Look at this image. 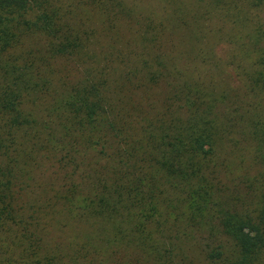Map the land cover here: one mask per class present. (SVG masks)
I'll list each match as a JSON object with an SVG mask.
<instances>
[{
  "label": "trees",
  "instance_id": "1",
  "mask_svg": "<svg viewBox=\"0 0 264 264\" xmlns=\"http://www.w3.org/2000/svg\"><path fill=\"white\" fill-rule=\"evenodd\" d=\"M153 2L0 0V264H264V0Z\"/></svg>",
  "mask_w": 264,
  "mask_h": 264
},
{
  "label": "rangeland",
  "instance_id": "2",
  "mask_svg": "<svg viewBox=\"0 0 264 264\" xmlns=\"http://www.w3.org/2000/svg\"><path fill=\"white\" fill-rule=\"evenodd\" d=\"M127 6H131L132 3L137 2V0H122ZM140 5L139 6H148L151 5L153 2V0H140ZM232 72H229V75L226 77V79L229 81V83L231 84V86H235L237 84V80L235 77L232 76ZM225 79V80H226ZM222 82H226V81H222ZM231 169L234 173V175H242L241 178L242 179H247L249 177V175L253 174V168L251 167V164L248 163V161H244V163L239 162V160H237L236 163H232L231 164ZM249 174V175H248Z\"/></svg>",
  "mask_w": 264,
  "mask_h": 264
}]
</instances>
